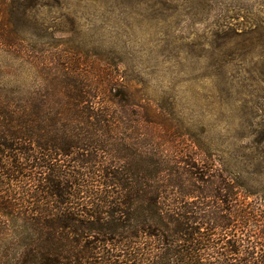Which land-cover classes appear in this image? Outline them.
Segmentation results:
<instances>
[{"label": "trees", "instance_id": "16d2710c", "mask_svg": "<svg viewBox=\"0 0 264 264\" xmlns=\"http://www.w3.org/2000/svg\"><path fill=\"white\" fill-rule=\"evenodd\" d=\"M94 76L0 93V264H264V192Z\"/></svg>", "mask_w": 264, "mask_h": 264}, {"label": "rangeland", "instance_id": "374dc122", "mask_svg": "<svg viewBox=\"0 0 264 264\" xmlns=\"http://www.w3.org/2000/svg\"><path fill=\"white\" fill-rule=\"evenodd\" d=\"M66 68L117 81L160 144L264 192V0H0V93Z\"/></svg>", "mask_w": 264, "mask_h": 264}]
</instances>
